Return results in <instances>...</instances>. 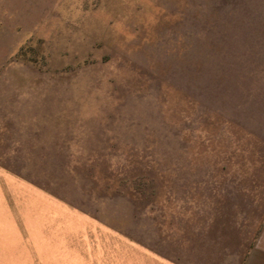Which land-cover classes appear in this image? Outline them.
<instances>
[{"label":"rangeland","instance_id":"1","mask_svg":"<svg viewBox=\"0 0 264 264\" xmlns=\"http://www.w3.org/2000/svg\"><path fill=\"white\" fill-rule=\"evenodd\" d=\"M264 0H0V264H264Z\"/></svg>","mask_w":264,"mask_h":264},{"label":"crops","instance_id":"2","mask_svg":"<svg viewBox=\"0 0 264 264\" xmlns=\"http://www.w3.org/2000/svg\"><path fill=\"white\" fill-rule=\"evenodd\" d=\"M259 255H260V257L264 258V254H263V253H261V254H259Z\"/></svg>","mask_w":264,"mask_h":264}]
</instances>
